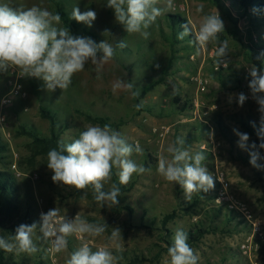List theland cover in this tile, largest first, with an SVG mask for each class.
I'll return each mask as SVG.
<instances>
[{
	"label": "rangeland",
	"instance_id": "374dc122",
	"mask_svg": "<svg viewBox=\"0 0 264 264\" xmlns=\"http://www.w3.org/2000/svg\"><path fill=\"white\" fill-rule=\"evenodd\" d=\"M55 1L70 17L75 7L81 12L95 11L97 18L91 27L72 19L80 27L70 33L96 42L106 39L115 54L99 73L89 62L74 74L66 90L48 92L41 80L25 78L28 97L3 109L0 106L6 117L3 123L0 120V142L7 147L0 170L16 176L14 202L18 207L12 218L0 220V237L9 239V228L19 219H25L26 225L39 224L41 213L54 208L61 220L79 214L89 223H106L108 227L98 237L68 236L67 248L60 253L48 250L49 239L37 228L32 239L38 250L31 254L6 252V260L13 264H66L72 252L88 243L93 251L108 247L117 257L115 264H167L175 229L182 227L188 232L198 264H264V170L250 164L249 153L237 146L233 132L238 129L249 134L250 143H259L252 126L253 122L259 125L258 105L250 95L247 68L253 65L250 50L264 45V22L251 25L252 8L243 10L239 0H173L170 9L142 30L150 33L145 39L140 33H126L106 6L107 0ZM0 3L37 5L53 14L55 7L49 0ZM157 7L164 8L165 0H159ZM217 11L225 32L218 34L217 42L198 47L194 37L201 17ZM171 15L190 23L193 33L179 39L180 20ZM59 26L64 27L62 22ZM105 30L110 34L103 35ZM122 40L127 46L116 47ZM224 41L226 55L218 57V44ZM9 70L0 71V101L8 91ZM118 79L134 84L132 91L140 94L114 92ZM148 86L153 87L145 92ZM241 92L249 97L242 107L235 101L229 103L230 94ZM45 109L56 120L59 142L78 138L86 125L109 124L128 143H139L143 151L133 152L130 158L148 170L134 173L129 183L122 185L119 170L113 168L111 180L104 185L105 191L112 184L120 187L117 205L109 202L101 208L90 187L77 190L52 181L47 154H39L32 137L21 131L26 126L43 139L52 137L51 121L42 114ZM88 115L105 123L91 121ZM177 138L185 139L184 147L190 152L204 154L202 164L215 179L213 189L194 193L190 201L180 185L165 181L157 172L159 158H171L167 148ZM116 227L121 234L113 239ZM244 244L252 246L251 252L243 250Z\"/></svg>",
	"mask_w": 264,
	"mask_h": 264
},
{
	"label": "clouds",
	"instance_id": "9594fccd",
	"mask_svg": "<svg viewBox=\"0 0 264 264\" xmlns=\"http://www.w3.org/2000/svg\"><path fill=\"white\" fill-rule=\"evenodd\" d=\"M159 0H107L106 6L114 11L115 19L124 26L126 33H140L145 39L150 35L143 29H148L159 16L173 6V0H165V7H157ZM202 11V6L197 9ZM253 11H256L253 9ZM97 14L93 10L81 12L73 8L71 19L91 27ZM61 15L53 14L46 8L33 5L13 7L8 3H0V71L17 70L19 77L36 78L43 82L48 92L56 89L66 90L74 74L81 72L90 62L96 66L99 73L103 66L115 54V48L106 39L96 42L90 37L74 36L68 28L60 27ZM183 31L178 34L184 39L193 33L190 23L181 25ZM225 32V25L218 11L216 14H206L201 17L199 29L195 33L194 42L198 47H204L218 41V34ZM104 34H110L105 30ZM127 45L122 40L116 44L118 48ZM227 41L219 43L216 51L218 57L226 55ZM257 59H264V52ZM248 88L251 98L258 105L259 125L253 122L259 143L251 142L249 134L233 129L238 137L237 146L250 155V164L258 170H264V160L261 150H264V69L252 65L247 68ZM134 84L117 80L113 91H130L138 96L139 91H132ZM249 97L243 92L229 95V103L235 101L242 107ZM184 138H177L174 144L167 148L171 158L161 156L158 160L157 172L167 182L178 184L184 191V197L190 201L197 192L207 193L215 187V179L206 166L203 153L190 152ZM139 143L135 146L128 143L123 135L111 125H86L84 130L69 143L60 141L58 148L47 153V167L53 173L51 179L77 190L91 186L94 199L104 206L117 205L121 189L112 184L105 191L104 185L111 180L113 168L117 172L119 182L127 185L134 173L143 174L146 169L138 165L130 157L133 152L141 153ZM56 208L41 213L39 224H20L15 234L9 239L0 237V249L6 252L35 253L38 248L33 242L32 234L39 228L43 238L49 239L50 250L60 253L67 248V237L90 236L98 237L105 233L108 225L105 223H89L77 214L74 218L64 217L58 223ZM121 234L118 227L113 228L112 238ZM188 232L182 227L175 229L173 242L167 250V264H198V256L188 243ZM117 257L106 246L93 251L88 243H83L71 253L66 264H115Z\"/></svg>",
	"mask_w": 264,
	"mask_h": 264
},
{
	"label": "trees",
	"instance_id": "16d2710c",
	"mask_svg": "<svg viewBox=\"0 0 264 264\" xmlns=\"http://www.w3.org/2000/svg\"><path fill=\"white\" fill-rule=\"evenodd\" d=\"M54 4V14L59 13L61 15V22L64 25V28H68L70 32H73L74 29H77L80 27V24L73 23V20L71 19L68 12H66L64 9L60 8L59 4L55 0H49ZM238 5L243 10L247 11L249 7L252 8L251 16H250V23L253 26H260L264 22V0H239ZM255 9L256 11H253ZM170 17L174 19L180 20L178 26L179 30L183 31L181 28L182 24L187 23V21L183 18H181L179 15H171ZM86 32H88L86 29H84ZM88 34L93 35L97 37L96 34L92 32H88ZM250 53V59L253 65H256L257 67L262 68L264 64V59H257V57L260 55V53L264 52V45L261 47L252 48ZM153 86H148L145 89V92L150 91ZM180 109H184L183 107H180ZM42 114L50 119L51 121V132L52 137L49 139H43L35 134V131L33 129H28L26 126H23L21 128V131L25 134H28L32 137V139L35 142V145L39 148V154L48 153L49 150L53 148H58L59 144V138L55 134L56 130V120L54 116L51 114V111L48 109L42 110ZM88 118L91 121L99 122L104 124L105 120L99 117H94L92 115H88ZM7 150L6 145L2 144L0 142V160H2L5 156L3 155L4 152ZM16 176L9 171H2L0 170V220L3 219H10L18 211V207L14 202V195L16 194ZM91 188V186H89ZM92 189V188H91ZM25 219H19L17 220L10 228V238L15 234V229L20 224H25ZM191 238H195L193 235ZM6 251L3 249H0V264H13L6 260L5 254ZM39 264H43L42 262H39Z\"/></svg>",
	"mask_w": 264,
	"mask_h": 264
},
{
	"label": "built area",
	"instance_id": "2783aa9c",
	"mask_svg": "<svg viewBox=\"0 0 264 264\" xmlns=\"http://www.w3.org/2000/svg\"><path fill=\"white\" fill-rule=\"evenodd\" d=\"M256 39V37H255ZM10 77L8 80V91L4 94V96L1 98L0 106L1 109L7 106H11L16 100L19 99H26L28 97V93L24 87V77H19L17 70L10 69L9 70ZM0 120L3 123L6 120L5 114L3 112L0 113ZM74 217H69V219H72ZM61 219L56 218V222L58 223ZM243 250L245 252H251L252 246L244 244L242 246ZM50 252V247L48 248Z\"/></svg>",
	"mask_w": 264,
	"mask_h": 264
},
{
	"label": "crops",
	"instance_id": "0c3cea01",
	"mask_svg": "<svg viewBox=\"0 0 264 264\" xmlns=\"http://www.w3.org/2000/svg\"><path fill=\"white\" fill-rule=\"evenodd\" d=\"M42 2H44V0H42Z\"/></svg>",
	"mask_w": 264,
	"mask_h": 264
}]
</instances>
